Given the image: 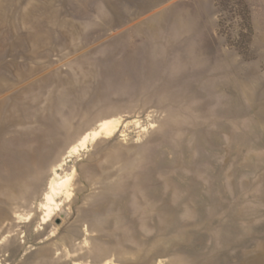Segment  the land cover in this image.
<instances>
[{"label": "rangeland", "instance_id": "1", "mask_svg": "<svg viewBox=\"0 0 264 264\" xmlns=\"http://www.w3.org/2000/svg\"><path fill=\"white\" fill-rule=\"evenodd\" d=\"M0 264H264V0H0Z\"/></svg>", "mask_w": 264, "mask_h": 264}, {"label": "bare ground", "instance_id": "2", "mask_svg": "<svg viewBox=\"0 0 264 264\" xmlns=\"http://www.w3.org/2000/svg\"><path fill=\"white\" fill-rule=\"evenodd\" d=\"M106 126H107V124H104V125H103V127H106ZM86 139H87V138H86ZM86 139H85V140H86ZM85 140H84V142H83V141H82V142L85 143ZM52 191H54L53 188H52Z\"/></svg>", "mask_w": 264, "mask_h": 264}, {"label": "water", "instance_id": "3", "mask_svg": "<svg viewBox=\"0 0 264 264\" xmlns=\"http://www.w3.org/2000/svg\"><path fill=\"white\" fill-rule=\"evenodd\" d=\"M61 223V220L59 219V220H57V224H60Z\"/></svg>", "mask_w": 264, "mask_h": 264}]
</instances>
